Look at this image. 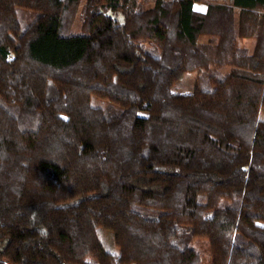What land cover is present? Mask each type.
Returning <instances> with one entry per match:
<instances>
[{"label": "trees", "instance_id": "obj_1", "mask_svg": "<svg viewBox=\"0 0 264 264\" xmlns=\"http://www.w3.org/2000/svg\"><path fill=\"white\" fill-rule=\"evenodd\" d=\"M260 112L264 0H0V264H264Z\"/></svg>", "mask_w": 264, "mask_h": 264}, {"label": "rangeland", "instance_id": "obj_2", "mask_svg": "<svg viewBox=\"0 0 264 264\" xmlns=\"http://www.w3.org/2000/svg\"><path fill=\"white\" fill-rule=\"evenodd\" d=\"M192 8L194 10H197V11H200V10H203L204 9V4L203 2H200V1H196L192 4ZM25 13V12H24ZM77 23V21H75V24ZM200 40H206L204 36L200 37ZM192 77H193V73H189V74H186L183 78V86L185 85V87H189L191 82H192ZM172 91H175V92H181V91H185L186 89H177V88H172L171 89ZM259 115L261 117H264V113L263 112H260ZM190 245L200 254L201 256V259L204 260L206 257H205V254H206V244L205 242L202 240V239H194L191 241Z\"/></svg>", "mask_w": 264, "mask_h": 264}, {"label": "crops", "instance_id": "obj_3", "mask_svg": "<svg viewBox=\"0 0 264 264\" xmlns=\"http://www.w3.org/2000/svg\"><path fill=\"white\" fill-rule=\"evenodd\" d=\"M203 10H204V9H203ZM203 10H200V11L202 12Z\"/></svg>", "mask_w": 264, "mask_h": 264}]
</instances>
